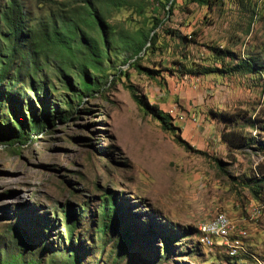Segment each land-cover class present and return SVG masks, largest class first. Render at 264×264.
<instances>
[{
  "label": "rangeland",
  "instance_id": "1",
  "mask_svg": "<svg viewBox=\"0 0 264 264\" xmlns=\"http://www.w3.org/2000/svg\"><path fill=\"white\" fill-rule=\"evenodd\" d=\"M210 1L207 6L175 0L169 15L163 8H147L149 18L162 20L156 44L140 55L141 67L157 70L152 75L120 65L124 75H109L102 91L84 97L66 121L58 119L67 107L50 73L46 79L50 76L56 90L47 88L40 102L20 105L21 122L29 119L30 105L38 117L43 110H56L57 117L54 125L37 124L22 143L0 141V263L64 259L68 234L62 210L69 206L77 218L72 236L79 239V264H222L229 256L226 248L235 255L249 251L254 258L239 260L245 264H264V199H253L245 184L256 170L264 172V153L228 156L219 119L220 113L246 110L264 122V71L193 75L181 67L219 66L214 47L264 60V0ZM138 18L122 9L111 20L134 30L142 25ZM169 30L194 33V41L183 44ZM128 87L168 113L175 133L191 148L177 144L173 132L146 114ZM0 114L5 118L0 132L19 134L5 106ZM243 128L257 136L255 129ZM106 192L120 201L121 216H114L117 223L102 241L94 238L92 227ZM219 212L229 217L230 232L246 233L235 235L236 246L204 243L212 237L200 227ZM126 225L130 239L124 243L119 236ZM19 227L30 234V242L19 235ZM188 227L200 236L182 237L165 254L160 236Z\"/></svg>",
  "mask_w": 264,
  "mask_h": 264
},
{
  "label": "trees",
  "instance_id": "2",
  "mask_svg": "<svg viewBox=\"0 0 264 264\" xmlns=\"http://www.w3.org/2000/svg\"><path fill=\"white\" fill-rule=\"evenodd\" d=\"M192 1L199 5L212 4L210 0ZM174 2L175 0H0V112L4 106L7 108L8 116L14 121L19 132L17 135L10 131L7 134L0 132V141L10 139L11 142L16 140L22 143V136L25 138L33 129L38 130L37 124H42L43 128L54 125L56 110L52 114L43 110L42 116L38 117L32 105L28 109L29 119L27 122L25 119L21 122L23 113L20 105H24L28 100L38 103L46 96L49 88L51 91L56 90L50 76L46 79L49 73L57 79L62 89L60 96L67 107L65 113L58 115L61 121H66L77 110L76 106L84 97H92L101 92L103 86L109 82V75H124L120 65L135 68L148 76L152 75L157 70L141 67L140 55L147 51L150 45L156 44L158 34L155 30L161 27L162 20L157 16L149 18L146 10L151 5L152 10L163 8L169 15ZM122 9L137 15L142 25H136V29L131 30L119 22H112L113 14ZM168 33L183 44L194 41V33L190 36L182 35L176 30H169ZM210 49L219 61V66L195 64L185 68V65L181 64L183 73L261 75L264 71V60L258 55L247 54L243 57L227 48ZM51 69L52 73L49 72ZM19 83H26L28 87ZM128 88L133 99L146 114L157 120L164 131L174 133L177 144L191 148L175 133V126L172 125L168 113L156 104H148L144 98L135 94L132 87ZM219 117L224 122L221 140L226 144L228 156L246 150L256 154L264 153V122L257 115L248 114L246 110H236L220 113ZM1 119L5 120L0 114ZM244 126L255 129L257 136L245 132ZM215 163L220 170L223 169L220 160L215 159ZM260 173L261 176H258ZM246 178L245 184L252 198L262 201L264 172L256 170ZM99 199L97 219L92 228L95 232L94 238L104 241L106 234L117 223L114 216L120 214L121 204L112 193L106 192ZM62 211L68 234L67 255L61 261L55 259L48 264H79L76 248V241L79 242V239L72 236L77 224L76 214L69 206L64 207ZM129 228V225H126L124 232L119 236L124 243L130 239ZM151 229L153 230H149ZM17 231L27 243L30 242V234L23 227L17 228ZM169 233V236H160L161 248H164L165 254L170 252V246L177 248L175 242L180 241L182 237L196 233L199 235L198 230L191 227L172 230ZM44 250L47 251L45 248ZM226 254L233 257L227 256L222 264H245L239 260L254 258L249 251L239 255L231 254L229 248H226Z\"/></svg>",
  "mask_w": 264,
  "mask_h": 264
},
{
  "label": "built area",
  "instance_id": "3",
  "mask_svg": "<svg viewBox=\"0 0 264 264\" xmlns=\"http://www.w3.org/2000/svg\"><path fill=\"white\" fill-rule=\"evenodd\" d=\"M227 214L222 212L221 221L217 223H210V221L204 222L203 225L208 226L209 230L214 233V240H206L204 243L210 244V241H218L225 246H236L235 235H245L243 231L228 232L225 229V220L227 219Z\"/></svg>",
  "mask_w": 264,
  "mask_h": 264
},
{
  "label": "bare ground",
  "instance_id": "4",
  "mask_svg": "<svg viewBox=\"0 0 264 264\" xmlns=\"http://www.w3.org/2000/svg\"><path fill=\"white\" fill-rule=\"evenodd\" d=\"M256 210L257 211L255 212V214L259 213L261 209H260V207H258V208H256ZM221 214L222 213H220V212L217 213L216 216L213 217V219L210 221V223H217V221H221ZM231 228L232 227H231V223H230L229 217H227V219L225 220V229H227L228 232H230ZM200 231L202 233L208 232L210 234V236L212 237L211 240L214 239V233L209 230L208 226H205V225L201 226L200 227ZM206 240H208V239H206ZM241 249L243 250V248H241Z\"/></svg>",
  "mask_w": 264,
  "mask_h": 264
}]
</instances>
